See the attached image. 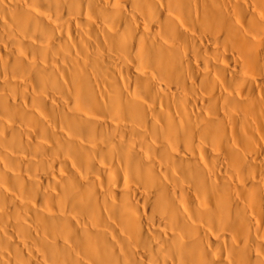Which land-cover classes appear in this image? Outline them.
<instances>
[{
    "label": "bare ground",
    "instance_id": "6f19581e",
    "mask_svg": "<svg viewBox=\"0 0 264 264\" xmlns=\"http://www.w3.org/2000/svg\"><path fill=\"white\" fill-rule=\"evenodd\" d=\"M0 264H264V0H0Z\"/></svg>",
    "mask_w": 264,
    "mask_h": 264
}]
</instances>
